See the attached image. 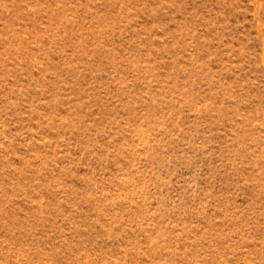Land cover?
<instances>
[{"label":"rangeland","instance_id":"rangeland-1","mask_svg":"<svg viewBox=\"0 0 264 264\" xmlns=\"http://www.w3.org/2000/svg\"><path fill=\"white\" fill-rule=\"evenodd\" d=\"M0 264H264V0H0Z\"/></svg>","mask_w":264,"mask_h":264}]
</instances>
